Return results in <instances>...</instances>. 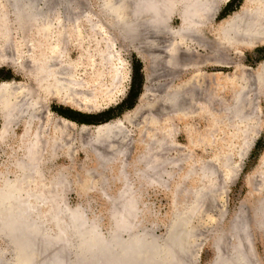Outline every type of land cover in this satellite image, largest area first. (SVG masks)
I'll return each instance as SVG.
<instances>
[{
	"label": "bare ground",
	"instance_id": "6f19581e",
	"mask_svg": "<svg viewBox=\"0 0 264 264\" xmlns=\"http://www.w3.org/2000/svg\"><path fill=\"white\" fill-rule=\"evenodd\" d=\"M55 1L0 0V44L5 46L18 42L28 46L30 52L27 55L29 59L26 70L28 68L27 74L32 73L35 77L32 84L24 81L0 83V150H5L4 155L7 158V161L0 162V238L5 240L4 244H0V264H68L64 261L68 259L66 248L74 250L72 256L80 264H196L193 252L200 244H197V240L203 239L205 233L199 237L200 235L195 234L196 231L193 232L195 226L192 229L190 225V213L202 198L200 196H203V188L200 191L202 194L193 192L196 196L191 203L192 207L187 211L180 212L176 206L170 230L159 239L148 229L151 226L147 228L142 225L141 212L147 204L141 203V191L132 187H169L170 183V187H175L173 198L176 199L181 193L180 187L186 184L185 187H209L208 194L212 196L218 187H224L226 181L233 177L236 169L234 164L231 165L232 152L229 151L241 149L243 152L242 147L248 142L246 138L254 123V116L250 115L247 107L249 104L258 105L257 100H254L257 96L264 102V61L255 69L236 61V76L226 83L220 82L219 74L206 76L200 72V67L204 64H221L218 56L223 53V49L224 53L228 51L241 56L240 48L254 50L264 46V0H244L238 11L227 16L215 27L208 25L209 17L218 10L223 1L229 0H99L100 11L94 12L89 8L81 14L76 13L74 8L67 11L68 6L62 12L57 7L66 6L68 0ZM98 15L101 18H95ZM178 15L180 25L174 28L171 21ZM102 20L107 21L106 32L109 34H103L104 44L99 51L101 63L97 67H103L109 72L117 69L111 84L114 81L119 82L122 77L120 70H123L119 54L113 47L116 41L112 34L129 39L140 38L151 56L157 50L163 54L164 57L160 53L159 56L158 52L156 57L153 55L156 59L152 63L157 60V66L161 65L159 67L162 70L166 67L170 75H175L183 67L193 70V74L183 85L165 84L161 94L154 101L146 102L145 107L153 109L156 105L158 111H169L166 118L163 117L167 124L175 116L185 113L186 105L183 106V101H186L189 108L207 109L205 113L197 116L213 119V133H224V127H229L232 131L227 139L220 140L223 143L218 141L219 137L216 138L221 150H216L210 160L197 157L192 152L184 156L177 152L176 156L166 157L162 155L164 152L161 153L166 147L163 144L165 140L168 146L173 142L174 131L164 128L156 115L149 112L147 115L146 110V115L143 114L146 121L144 123L151 124L158 134L151 133L142 142L140 152L129 161L125 157L127 143L124 144L127 133L121 126L120 129L123 130L119 129V123L120 120H128L131 115L142 111V101L148 95L145 91L138 106L120 120L93 126L83 124L78 131L81 137H86L82 143L91 150L98 164L87 175L94 179L96 173L97 181L99 179L100 182L95 186L100 189L102 187L103 191L104 187H109L106 186L108 182L103 174L112 173L110 179L117 181V187H121L116 196L107 195L105 190L102 192L110 205L111 225L106 234L102 232L98 218H89L81 206L70 208L65 203L66 199L63 200L60 188L65 187L66 179L61 172L58 171L50 177L45 174V164L53 156L60 152L72 154L70 142L66 146L63 133L65 130L69 131L65 129L68 128L67 124L70 127L76 125L62 117L66 124L55 119L47 124L46 88L52 85L51 90L59 95L57 102L60 104L79 112L94 110L82 107L81 102L86 103L87 99L78 98V91L81 85L86 84L91 88L96 82L100 83L102 78L92 75L91 64L84 65L83 61L78 63L73 55L81 52L85 40V43L95 40L93 34L98 33L96 31L103 24ZM85 33L89 39L83 35ZM155 39L158 43L152 44ZM162 39L167 41L166 44ZM197 46L206 48L210 55L196 54ZM33 53L36 54L35 59L31 57ZM138 54L145 62L150 59L143 53ZM188 55L192 56L187 57ZM91 57L89 50L87 60L90 61ZM82 72L85 73L86 82L82 81ZM109 77L111 78V74ZM252 89L257 96L250 91ZM224 92L230 95L231 100L228 103L222 102L221 94ZM186 114L184 117L189 115ZM191 114L194 115L195 112ZM191 114L187 119L193 118ZM139 115L141 116L140 113ZM163 120L161 119L162 122ZM19 123L22 126L21 133L16 134L14 128ZM186 133L192 147L203 146V141L200 142L202 145H196L193 140L194 135H199L201 131L191 125ZM263 160L264 156L262 163ZM183 163L184 168L181 169L182 166L180 168L179 165ZM176 174L178 180L176 178L170 181ZM247 182L250 185V177ZM261 182L263 184L262 180ZM194 183L199 185H193ZM259 185L257 189L262 191L261 184ZM92 187L94 186L90 185L89 188ZM71 210L77 212L74 214ZM237 217L232 221L229 232L219 230L212 237L215 254L211 264H261L253 250L252 235L246 232L249 225ZM197 230L201 234L202 230ZM57 232L59 236H55ZM51 243L62 244V247L57 252L47 254V246ZM83 248L89 249L87 256L81 255ZM36 249L39 250L37 255ZM62 254L65 256L62 257Z\"/></svg>",
	"mask_w": 264,
	"mask_h": 264
},
{
	"label": "rangeland",
	"instance_id": "374dc122",
	"mask_svg": "<svg viewBox=\"0 0 264 264\" xmlns=\"http://www.w3.org/2000/svg\"><path fill=\"white\" fill-rule=\"evenodd\" d=\"M243 1L244 0H229L228 2L223 1L220 7L218 8V10L210 16L211 18L209 17L208 25L214 26V27L217 26L227 16H230L232 15L233 12L238 11L240 7L242 6ZM52 2L55 3L56 1L52 0ZM70 2L71 4L72 3L73 4L71 5ZM66 7H67V11L68 10L71 11L74 8L73 10L76 13L78 12L79 14H81L82 12H86L87 9L89 10V8L90 10L94 12L100 11L99 0H68V3L66 6L60 5L57 7V9L63 12V10H66ZM69 7L71 8L68 9ZM95 18H98V19L101 18V15L95 16ZM106 22L107 21L102 20L103 24L101 23L102 25H100L96 31L98 33L93 34V39L95 38V40L93 41L90 40L89 41L90 43L88 42L85 43L86 42L85 40L83 46H81L82 48L81 52L75 53L73 55L76 62L81 63V61H83L84 65L91 64L90 66L91 68H93L91 69L92 75H94L95 77L102 78V81L100 83L96 82L95 84L92 85L91 88L87 86L86 84H84L85 86L81 85L78 91L79 93L78 98L80 99L83 98L84 100L87 99L85 100L86 103L81 102L82 107L84 109L93 108L94 110L90 112H83V111L79 112L78 110H75L71 107L58 103L57 98L59 95L53 90H51L52 85L46 88V93H45V106L48 109V114L46 115H47V118L50 116L49 117L50 119L49 118L45 119L47 120L46 121L47 124L52 123L54 119L58 121L60 120L63 123H65V121L61 119V117L76 123L75 127H70L67 124L68 128H65V129L69 131L66 132L65 130L63 133L64 140L66 141L64 142L66 146L70 144L69 146L71 150L70 149L69 150L71 151L72 154L67 155L64 152H60L57 155L53 156L52 159L49 160L50 162L45 164V172H46L45 174L47 177H50L51 175H53L54 173L58 171L61 172L60 174L62 175V177L64 176V179H66L65 187L60 188L62 189L61 195L63 194L62 195L63 200L65 201L66 199L65 203L67 202L66 204L72 208L81 206L83 207L86 215L89 218H92V217L98 218L100 220L101 228L104 233H106V231L108 232V229L111 225L110 224L111 219H110V214H109L110 205L108 203V198L106 199L103 196L102 192L105 190V192L108 193L107 195L116 196L118 193V190H120L121 187H117L119 185L117 181L115 180L112 181L110 179V177L112 178L113 176L112 173L111 174L108 173L107 175L106 173L103 174L107 178L106 182L108 183H106V186H109V187H104L103 191L101 190L102 187L101 189L100 187H96L98 186L96 184H99L100 182L99 179H98L99 182L97 181L98 175L94 173V176H95L94 179H93V176L89 177L87 175V172L94 171V169L97 168L98 164H96L95 158L90 152L91 150L89 151L88 148H86L82 143V140L86 139V137L84 136L81 137V134H79L78 131H80V127L83 124L88 125V126L89 125L93 126V125L104 123L110 120H115V119L120 120L121 118H123V114H126L127 112L133 110L135 107L138 106L139 99L145 91L148 93V95L142 101L143 108H142V111H139L141 116L139 115V113L138 114L135 113L136 116L135 114H133L130 116V119L120 120V123H119V129L121 126L124 129V131L127 133V137L126 139H124L125 141L124 140L123 141H124V144L127 143V146H126L127 150L125 149V152H126L125 157L129 161L133 160L136 157V155L140 152V149L142 147V142L144 140H147L148 137H150V135L152 134L155 135L156 133L155 128L153 129V126L151 124L146 125L148 123L146 124L144 123L146 122L145 121L146 110H147V115L149 113L153 114L154 116L156 115L155 116L156 119L158 121L160 120L161 125L164 126V128H167V129L169 128L174 131L173 132L174 134L173 142L174 143L172 142L171 143L172 145L169 144L168 146L167 145L168 142H166L165 140L163 144V146H166V147L161 153L164 152V154L162 155L164 156L166 155V157L176 156L177 152L183 153V156L186 155V153L191 154L192 152V154H194L197 157L203 158L205 160H210L211 155L216 150L217 151L221 150L220 149L221 145L220 143L216 142V138L219 137L218 141L222 142L220 141L222 140V138L227 139L229 134L232 133L229 127H224L223 128L225 129L224 133H221L219 135H217L215 132L213 133V131H211L214 128V126L212 125V122H214L213 119L210 120L209 118L207 120V119H204L203 117L197 116V115H201L205 113L207 109H204V107H199L196 109L189 108L187 106L186 101H183V103H185L183 104V106L186 105V109L184 111L185 113L179 115L180 117L175 116L172 119V121L169 122L170 125L169 123L167 124L165 123L166 119L163 120L164 118H166L169 111H167V113H163V112H166L164 109H162L164 111L162 110L158 111V108L156 105L153 106V109H148L145 107V104L147 105L146 102L150 103L154 101L161 94L162 90L165 87V84L171 83V84H174V86L183 85V83L189 80V78L193 74V70L190 68L183 67V68H180V70H178L175 75L173 76L170 75L169 72L167 73L168 70L166 67L162 70V68L159 67L161 65L157 66L158 64L156 63L157 60L153 61L152 63V60L156 59L154 58V56L156 57L158 50L155 53V55L151 53L152 54L151 56L150 53L148 52L147 46L143 45V42H141L140 38L131 37L129 39L128 37L125 38V36L120 37V35L115 36L114 33L112 34L113 35L112 37H114L116 41L113 47H114V50L117 52V54H119L120 60L122 61L123 70L122 71L120 70V72L122 73V77H120V80L118 79L119 82L115 83L114 81L111 84V81L113 79V76L116 74L117 69L115 71L109 72L107 71V69L103 67H97V66H100V63H101L100 58H99V51L100 49L103 48L102 47V45L104 44L102 40L104 36L103 34L107 31V28H108L106 26V24L108 23ZM171 25L174 28H178V26L180 25L179 15L174 16L172 18ZM100 32H101V35H100ZM105 34H109V33L106 32ZM83 35H85L86 39H89L87 38V33ZM134 38H135V41H134ZM158 39H161V38L159 37ZM162 40H159V41L160 42L162 41L163 43L166 44L167 41L165 39H162ZM0 43L2 44V42ZM151 43L157 44L158 40L155 39ZM1 44H0V83L4 81L16 80V81H24V82H28L29 84H32L35 77L34 75H31L32 73L27 74L29 72L28 68L26 70V65L29 59L27 55H28V52H30L29 47L26 45H22L21 43H18V42H15V43L13 42V45H5V46H2ZM181 49L184 50V48H181ZM240 49H241V56H238L237 53L234 54L228 51H227L228 54L227 52L224 53L225 50L223 49V53H220L218 56V58L220 59L222 63L220 64L219 62L217 65H206V64L201 65L200 72L202 71L206 76L207 75L210 76V74H219L220 82L226 83L229 79L231 80V78H234L236 76V71L234 68L236 61L241 62L246 67H250L252 69L257 68V66L261 62L264 61V46L257 47L254 50H247L244 48H240ZM36 50L38 49L36 48ZM89 50L92 54L90 61H88L89 60L88 58ZM195 51H196V54H199L200 56L208 55L206 48H204L203 46H200V47L197 46L195 48ZM137 52L143 53L150 59L145 62L139 56ZM159 53L162 54L161 52H158V54ZM35 55L36 54L33 53V56H31L32 59H35L34 58ZM212 55L213 57H216V55L215 56L214 54ZM161 56H163V54ZM189 56H192V55H188L187 57ZM160 58L162 57H159V59ZM223 58L225 61L223 60ZM228 60L231 61V63ZM165 70H166V73H165ZM110 74H111V78L109 77ZM165 74H167V76ZM81 77H82V81L86 82L85 73L82 72ZM108 77L110 78L109 80H108ZM249 82H250V79H249ZM133 84L135 85V90L132 96L130 97L129 93L131 91V86ZM197 91L198 89L196 90V92ZM250 91H252L253 95H256L253 89ZM221 95H222V102H227V101L230 102L231 99H230L229 93L224 92ZM254 97L252 96V98ZM254 100L258 102L257 104L258 105L260 104V106L256 104H249L250 106L248 105L247 107V109L250 110L249 111V113H251L250 115L254 116V118L253 117L252 118L254 119V123H255V124L252 123V126H251L252 129L250 130V132H248V135H247L248 137L246 138L248 142H246V144L244 145L245 147H242L243 152H241V149L240 150L238 149L239 147L237 148L238 150H236L237 152L229 151V152H232L231 155H232L233 163L231 165L234 164L233 167L234 169H236L235 174L233 175L231 179H229V181L228 180L226 181V184L224 185V187H218L220 190L216 189V191L213 192L215 195L210 196L208 194L207 189L209 187H192V186L185 187L186 184H183L184 187H180L181 193L176 197V199L173 198V191L175 190V187H170L171 185L170 183H169V187H132L134 189H138L139 191H141V198H140L141 203L147 204V206H144L142 208V212H141L142 225L147 228L148 226L149 227L151 226L148 229H151L153 234L159 237L164 236L166 234L168 230V226L173 218V214L176 209V206H177V210L179 209L180 212L181 210L187 211L189 208L192 207L191 203L194 200V196H196L193 194L194 193L200 194L201 193L200 191H202L201 188H203V191H202L203 196L202 195L200 196V198L201 197L202 198L199 200V202L197 203L193 211H191L190 213L191 215L190 225H192V229L195 226L194 227L195 230H193V232L196 231L195 234L200 235L199 237H201V235L205 233L204 237H202L203 239L197 240V244L198 243L200 244H198V248L195 249L196 252L194 250L195 254L193 252V255L195 256L193 257V259L195 258L194 260L196 261V264H211L212 263L214 259V254H215L212 237L217 235L219 230L220 231L222 230L221 232L225 230L224 233L229 232L231 228V223L237 216L239 220L244 221V222L246 221L247 224L250 226L246 228V232L252 235L253 250L255 251L256 257L260 261V263L264 264V216H263L264 214V209H263L264 207V188H262L264 187V173H263L264 172V168H263L264 162L263 163L261 162L262 157L264 156V126H263L264 125V102H262L261 98L260 97L258 98V96L257 98H254ZM247 109L246 111L244 110L246 113L248 111ZM193 112H195L194 115L191 114ZM157 113L161 115V117H159ZM185 114L186 116L188 114L189 115L191 114L193 115V118L187 119L189 118L188 117L189 115L187 117H184ZM161 119L164 122H162ZM191 125H193L195 129L197 128V130L201 131L199 135L198 134L194 135L195 137L193 138L195 142L194 144L202 145V143L200 142L203 141L204 143L203 146L199 147V146L193 145L194 147H192V145L189 144L186 132H187V128H190ZM0 127H1V119H0ZM21 127H22L21 123L17 124L14 128V132L16 134H20ZM70 129H72V131ZM123 129H120V130H123ZM53 130L54 129L52 128L51 131ZM65 133L67 136L65 135ZM164 138H166L165 135H164ZM239 151L241 153H239ZM4 152H5L4 149L2 151L0 150V162L1 163L7 161V158H6V155H4ZM179 166L180 168L182 166L181 169H183L184 163ZM179 166L177 168H179ZM173 170H176V169H173ZM177 177L178 175L176 174V176L173 177V179L170 181L175 180ZM249 177H250V185L247 182L249 180ZM92 180H95V181H92ZM177 180L178 178L176 179V181ZM261 180L263 181V184ZM88 184H90L91 186H94L95 188L94 187L89 188L90 185ZM259 184H261L260 188L263 189L262 191L258 190L259 189L258 187L260 186ZM85 185L89 187H86ZM193 185H199V184L194 183ZM47 188L50 189L51 187H47ZM196 188L198 189L199 192L197 191ZM258 202L259 203L261 202V203L259 204ZM186 206L187 208H185ZM212 208H215V209H212ZM219 208H222V209L219 210ZM196 209L198 210L199 213L197 212ZM260 210L263 211V214ZM219 211L221 212L219 213ZM221 213H223L222 216H221ZM260 222L261 224H258ZM198 228L199 230L200 229L202 230L201 234H199L200 231L197 230ZM199 240L200 241L202 240V242H200ZM4 241H5L4 239L0 238V244H4Z\"/></svg>",
	"mask_w": 264,
	"mask_h": 264
},
{
	"label": "water",
	"instance_id": "95a60500",
	"mask_svg": "<svg viewBox=\"0 0 264 264\" xmlns=\"http://www.w3.org/2000/svg\"><path fill=\"white\" fill-rule=\"evenodd\" d=\"M14 82H19V81H16V80H13ZM124 115H126V114H123V116ZM111 121H113V120H110V121H107V122H104L105 124L106 123H108V122H111ZM100 124H103V123H100ZM97 125H99V124H97ZM70 208H72V207H70ZM71 211H73V210H71ZM77 211H73V213L75 214ZM170 225H171V223L169 224V226H168V229L170 230ZM150 231H151V229H149ZM103 232V231H102ZM152 232V231H151ZM104 233V232H103ZM153 233V232H152ZM104 234H106V233H104ZM60 234L57 232L56 234H55V236H59ZM155 236V235H154ZM165 236V235H164ZM164 236H161V237H159V236H155V237H157V238H159V239H162V237H164ZM97 239H99V237L97 238ZM56 244V245H55ZM76 244V243H75ZM80 244H81V242H80ZM60 247H62V244H59V243H51L50 245H48L47 246V249H48V251H47V254H50V253H52V251H59V248ZM67 250H65V254H67V257H68V259H64V261L65 262H67L68 264H71V263H73V264H77V263H79V260H77L76 258H74L72 255L74 254V250L73 249H68V248H66ZM37 250V249H36ZM38 251L39 250H37V252H36V254L35 255H37V253H38ZM73 253V254H72ZM47 254H46V256H47ZM69 254H71L70 255V257H69ZM77 254V253H76ZM87 254H89V249H84L83 248V251H81V255H85V256H87ZM45 256V255H44ZM49 256V255H48ZM47 256V257H48ZM65 255L64 254H62V257H64ZM43 258H45V257H43ZM70 258V259H69ZM85 258H87V257H85ZM22 264H25V262H22ZM80 264V263H79Z\"/></svg>",
	"mask_w": 264,
	"mask_h": 264
},
{
	"label": "trees",
	"instance_id": "16d2710c",
	"mask_svg": "<svg viewBox=\"0 0 264 264\" xmlns=\"http://www.w3.org/2000/svg\"><path fill=\"white\" fill-rule=\"evenodd\" d=\"M134 90H135V85L133 84V85L131 86V91H130V93H129V96H130V97L132 96ZM132 105H133V103H132ZM132 105H131V106H132ZM129 106H130V105H129Z\"/></svg>",
	"mask_w": 264,
	"mask_h": 264
}]
</instances>
